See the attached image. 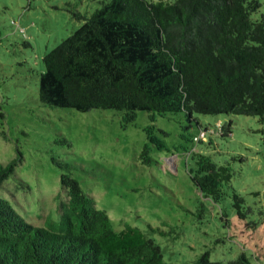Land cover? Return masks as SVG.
<instances>
[{"label": "rangeland", "instance_id": "rangeland-1", "mask_svg": "<svg viewBox=\"0 0 264 264\" xmlns=\"http://www.w3.org/2000/svg\"><path fill=\"white\" fill-rule=\"evenodd\" d=\"M102 1L0 0V163L23 157L0 196L35 227L49 216L60 222L68 196L55 159L76 167L73 176L116 231L126 224L141 229L167 263L191 264L211 251L212 261L246 254L252 264H264V124L258 118L138 112L125 123L112 110L81 113L41 103L43 58L83 25L74 13L90 15ZM259 1L254 19L264 13ZM230 123L231 133L222 136ZM146 145L151 165L140 157ZM194 154L231 168V188L220 204L195 187ZM233 190L254 210L247 219L233 208Z\"/></svg>", "mask_w": 264, "mask_h": 264}, {"label": "trees", "instance_id": "trees-1", "mask_svg": "<svg viewBox=\"0 0 264 264\" xmlns=\"http://www.w3.org/2000/svg\"><path fill=\"white\" fill-rule=\"evenodd\" d=\"M262 6L259 0H104L90 15L74 13L83 25L43 58L39 99L81 113L116 111L125 123L138 112H184L190 119L241 115L264 124V13L254 19ZM150 152L146 145L144 164H152ZM194 157L195 187L220 204L231 188V168ZM22 159L19 154L0 163V189ZM53 162L68 196L60 205L61 221L49 216L43 227H35L0 196V264H169L141 229L128 224L114 229L73 176V164ZM231 195L240 219L254 214L239 193ZM191 264L252 263L246 254L228 263L212 261L211 251H205Z\"/></svg>", "mask_w": 264, "mask_h": 264}, {"label": "built area", "instance_id": "built-area-1", "mask_svg": "<svg viewBox=\"0 0 264 264\" xmlns=\"http://www.w3.org/2000/svg\"><path fill=\"white\" fill-rule=\"evenodd\" d=\"M204 135V131L203 132H201V136H203Z\"/></svg>", "mask_w": 264, "mask_h": 264}]
</instances>
